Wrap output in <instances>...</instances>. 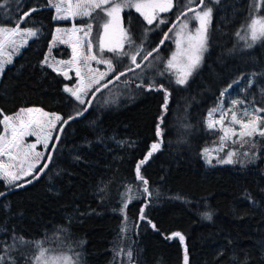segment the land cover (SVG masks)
Here are the masks:
<instances>
[{"label": "trees", "instance_id": "obj_1", "mask_svg": "<svg viewBox=\"0 0 264 264\" xmlns=\"http://www.w3.org/2000/svg\"><path fill=\"white\" fill-rule=\"evenodd\" d=\"M184 2L173 0V7L151 25L132 8L123 9L122 26L133 41L124 45L128 55L99 52L98 35L108 19L103 12L97 10L79 23L93 25V52L112 61V77L139 64L157 47L187 10ZM197 4L195 0L192 7ZM0 5V27H15L30 13L19 27L38 30L0 74V121L27 108L62 117L39 168L11 186L0 179L2 194L34 177L63 120L83 112L104 82L80 104L64 91L74 80L42 64L58 26L48 0H0ZM205 6L212 9L206 49L184 85L176 84L165 61L172 33L192 13L178 22L143 67L101 92L83 119L66 125L47 170L36 182L0 199L4 264H33L36 242L49 253L69 255L75 264H185V250L187 264H264V137L254 135L253 144L245 143L252 146L247 155L233 147L237 153L232 165L208 166L204 158L205 149L220 144L205 119L222 93L243 101L239 105L245 111L264 109V40L252 45L247 28L255 12L264 18V0H205ZM138 50L133 63L131 55ZM52 53L62 60L71 55L66 46ZM156 57L155 71L146 72ZM159 72L163 78L156 77ZM154 143L160 144L159 150L140 168L145 186L137 179L136 167ZM174 233L183 235L184 242Z\"/></svg>", "mask_w": 264, "mask_h": 264}, {"label": "snow or ice", "instance_id": "obj_2", "mask_svg": "<svg viewBox=\"0 0 264 264\" xmlns=\"http://www.w3.org/2000/svg\"><path fill=\"white\" fill-rule=\"evenodd\" d=\"M193 2L194 0H188L189 5ZM47 6L55 9L56 15L53 19L56 20L92 17L93 13L97 10L103 12L104 16L108 19L101 25L103 31L98 36L99 52L103 53L107 50L117 55H128L127 52L123 51L124 45H131L133 41L128 30L121 25V11L124 8H135L144 20L151 25L153 21L157 19V12H166L173 7V0H121L119 3L115 2V0H48ZM198 6L201 8L200 11H196L194 7H188L187 11L194 13V19L199 21V27L196 29L195 33H192L185 32V29L188 28L186 22L181 25L180 31L176 32L175 43L177 51L173 53L171 59L167 61L166 68L170 70V73L172 70H175V82L178 85H184L187 82L188 76L191 75L192 71L199 64L201 53L206 49L207 27L211 20L212 9L205 6V0H198ZM0 7H3V5H0ZM259 7L260 6L257 5L258 10ZM183 15L187 16V12H184ZM22 22L23 18H21L20 22H18L15 27H0V54H2L9 45H13V52H17L18 48L23 46H17L16 41L12 39V37L20 35L24 38V43H26L28 38L37 35L38 30L28 29L22 31L19 27V23ZM160 23H164V21L161 20ZM92 28L93 25L91 23H88L82 28L74 26L71 30L57 28L56 35L53 36V44L59 41L60 43H69L70 47H72V59L69 61H57L56 63L58 65L66 64L75 67L76 75L80 78L77 87L70 88L65 86L64 91L73 96L80 104L85 103L82 96L87 95L92 85L99 84L100 80L107 75V72L99 73L98 75L94 74L95 70L90 67V61L94 60L97 64H105L108 72L115 71L111 60L98 59L97 55L93 54L95 45L91 39ZM247 28L253 43L258 40H264V18L254 17L247 25ZM169 31H172V29H169ZM80 32H83V36H77L75 43L65 41L63 38L65 35L72 36ZM237 35H239V33H237ZM167 38L168 36L165 34V39ZM185 42L187 46L182 47V44ZM85 47L86 53L80 51V49ZM139 51L140 50H138L136 54L131 55L133 63H136V56L139 54ZM150 55L151 52L144 56L143 59L147 60ZM7 63H11V56H8L4 60H0V73L3 72L5 64ZM42 64L51 67L54 72L63 75L65 79L69 78L68 69L53 66L49 63L48 56H45ZM136 66L139 67L140 65L137 64ZM83 69H87L86 74L83 73ZM119 75H124V73H120ZM119 75L116 76V79H119ZM104 86L106 87L107 85ZM140 86L141 85H138V87ZM153 87V85L149 86L150 89ZM158 90H163V88L161 87V89ZM97 91H99V89H97ZM221 95H223V93ZM164 101V107L166 108L168 101L167 91H165ZM240 103H243V101H232L233 108L228 109L227 112H222L219 120L211 121L213 113L219 109H213L209 113L210 123L208 127L212 129L216 125H220V130L224 133V135L220 137L219 150H223L228 139L237 136V130L231 125H240L238 135L241 143L246 142V137H253L256 134L264 137V128L260 127V125L264 123V117L259 116V113L264 112V109L256 108L252 112L245 111L242 118L233 110L235 106ZM229 113H231L232 119L229 125L225 126V118ZM82 114V111L77 112V115ZM74 118L75 117H69V120ZM61 120L62 117L59 115L49 114L39 108L21 109L15 116H4L3 121H0V123L4 125L3 134H0V157L4 158L0 159V179H3L9 185H13L16 181L23 179L25 176L32 175L33 169L35 168L33 159H38L43 154L35 152L36 145L26 144L24 138L26 136L35 135L37 143L43 142L44 146L47 148V141L52 138L51 131L56 128L57 123ZM63 123L67 124L68 120H63ZM156 135L157 137L161 135L159 124L156 127ZM236 142V140H233V143ZM159 147V143H154L151 147V151H149L144 159L137 164V179L142 180L145 186H147L148 182L144 180L140 174L141 165H143L155 151L159 150ZM204 155L206 157V163L211 164V159L207 158L209 155L208 149L204 150ZM235 155L236 153L234 152H228L227 157L219 159L218 163L233 164L236 162L233 159ZM245 155H247V153H245ZM25 165H27V167H25ZM44 167L46 168L47 165H44ZM42 170L43 169H41V171ZM27 183H31V181H27ZM17 186L23 187V185ZM145 191H148L147 187H145ZM125 207H127V205H125ZM143 212L144 210L141 209V219L145 218ZM205 216L210 219V215L207 213ZM173 235L179 237L181 243L184 242V237L180 233H174ZM23 242V238H21V243ZM36 247L38 249V254L34 255L33 264H73L71 257L49 255L48 250L42 247L40 242H36ZM128 256L130 259V252ZM184 261L185 264H187L188 257L186 250ZM0 264H4L3 256H0Z\"/></svg>", "mask_w": 264, "mask_h": 264}, {"label": "rangeland", "instance_id": "obj_3", "mask_svg": "<svg viewBox=\"0 0 264 264\" xmlns=\"http://www.w3.org/2000/svg\"><path fill=\"white\" fill-rule=\"evenodd\" d=\"M209 2H216L217 0H208ZM115 2H117V3H119V2H121V0H115ZM260 2V0H258V3ZM195 3V0H194V2L191 4V5H189V3H188V0H185V2H184V9H188V7H192V5ZM256 3H257V0H256ZM257 5V4H256ZM125 9V8H124ZM133 10H135V8H132ZM136 11V10H135ZM198 11H200V10H198ZM122 12V11H121ZM137 12V11H136ZM168 11H166V12H157V16H159V15H161V14H164V13H167ZM139 14V13H138ZM56 15V11H55V9H54V16ZM120 17H121V13H120ZM254 17H256V18H263V17H260L256 12L253 14V16H252V19L254 18ZM89 17H83V18H81V17H76V18H69V19H67V20H56V22L58 23V26L55 28V30H54V33H53V36L54 35H56V29L57 28H61V29H66V30H71L74 26L75 27H77V28H82V27H85L88 23H79V22H81V21H85V19H88ZM143 18V17H142ZM251 19V20H252ZM65 22H68L69 23V25H63V23H65ZM187 23L188 24V28L187 29H185V32H192V33H195V31H196V29L199 27V21L198 20H196V19H194V13H192L190 16H188V17H186V18H184L182 21H181V23H179L178 24V26L176 27V29H175V31L172 33V36H171V50L169 51V54H168V57H167V60L165 61V66L167 65V61L169 60V59H171V57H172V55H173V53H175L176 51H177V46H176V43H175V41H176V32H178V31H180V28H181V25L182 24H184V23ZM250 23V22H249ZM121 25H122V22H121ZM123 27V26H122ZM22 31H26V30H28V29H22V28H20ZM103 31V29H101V31H100V33ZM99 33V34H100ZM77 36H83V32H80V33H77L76 35H72V36H68V35H65L63 38L65 39V41H69L70 43H75V41H76V38H77ZM99 36V35H98ZM34 37H30V38H28L27 39V42L26 43H24V38L22 37V36H20V35H17V36H14V37H12V39H14L15 41H16V45L17 46H19V45H23V46H20L19 48H18V51L17 52H13V50H12V48H13V45H9L7 48H5V50H4V52L2 53V54H0V60H4V59H6L8 56H11V61L13 60V58L14 57H16L18 54H19V52L23 49V48H25L26 46H27V44L29 43V41L30 40H32ZM250 38V35H249V31H248V39ZM250 41L252 42V40L250 39ZM259 41V40H258ZM258 41H256V42H258ZM255 42V43H256ZM253 43V42H252ZM255 43H253L252 45H254ZM58 46H66V47H69V49H70V52H71V55H70V58H68L67 60H62V59H59V58H57V57H55L54 55H53V53H52V51H53V49L55 48V47H58ZM187 46V44H186V42L184 43V44H182V47H186ZM80 51H82V52H85L86 53V47L85 48H83V49H80ZM107 51V50H106ZM204 52V51H203ZM203 52L201 53V59H200V61H199V64H198V66L192 71V73H191V75L199 68V66H200V63H201V60H202V57H203ZM93 54H95L94 52H93ZM45 56H48V58H49V63H51L53 66H55V67H60V68H64V69H68V79H66V80H71V79H73L74 80V83L73 84H67V85H65V86H67V87H70V88H75V87H77V84H78V80L80 79L79 77H77V75H76V71H75V67H72V66H69V65H58L56 62L57 61H69V60H71L72 59V47H70V44L69 43H60L59 41H56L55 42V44H53V38H52V40H51V42H50V44H49V47H48V50H47V52H46V55ZM45 58V57H44ZM98 58V57H97ZM99 59V58H98ZM158 59H157V57L155 58V59H153V60H151L147 65H146V67H145V71L146 72H149V73H152L153 71H155V69H156V66H157V64H158ZM90 63V67L93 69V70H95L94 71V74H99V73H104V72H107V75H105L104 76V78L102 79V80H100V82H99V84H101L102 82H104L105 80H107L111 75H112V73L114 72H108L107 71V66L105 65V64H103V63H99V64H97L96 63V61H90L89 62ZM10 63H7V64H5V67L7 66V65H9ZM4 67V68H5ZM48 68H50L51 70H52V68L51 67H48ZM167 69V68H166ZM53 71V70H52ZM83 71V73H87V69H83L82 70ZM169 72H170V70H168ZM57 73V72H56ZM166 73V72H165ZM173 75V77L176 79V75H175V70H172V72H171ZM1 74V73H0ZM157 74H159V75H157L156 77H158V78H163V74L161 73V72H159V73H157ZM143 75V74H142ZM190 75V76H191ZM63 76V75H62ZM190 76H188V78H187V81H188V79L190 78ZM63 78L65 79V77L63 76ZM99 84H93L92 85V87H91V89L88 91V93H87V95H83L82 96V98L85 100L87 97H88V95L91 93V91L93 90V89H95ZM65 86H64V88H65ZM67 93V92H66ZM69 94V93H68ZM232 101H234V99H230V98H227V96H226V92H224L223 93V95H222V97H221V99L219 100V102H218V104H217V106L216 107H214L213 109H219V110H217V111H215L214 113H213V115H212V117H211V121H215V120H219V118H220V115H221V113L222 112H227L228 111V109H232L233 108V105H232ZM221 105H222V107H221ZM213 109H211L208 113H207V115H206V119H205V124H206V127H207V129L208 130H210V131H212L213 133H216L217 135H219L220 137L222 136V135H224V133L220 130V125H216L214 128H212V129H210L209 127H208V124L210 123V118H209V113L213 110ZM236 113H237V115L239 116L240 114L243 116L244 115V112H245V107L244 106H242V105H236L235 106V108L233 109ZM252 112V111H251ZM261 114L259 113V116H260ZM13 116H15V115H13ZM231 119H232V116H231V113H229L227 116H226V118H225V126H228L229 125V122L231 121ZM59 124V122L57 123V125ZM57 125H56V127H57ZM232 127H234L236 130H237V136H235V137H231L230 139H228L227 141H226V146L223 148V150H219L220 149V144L219 145H217V146H214V147H211V148H208V150H209V155H208V159H211V164H209V163H206L208 166H228V165H232V164H222V163H218V160L219 159H223V158H226L227 157V154H225V155H222L223 153H224V151L226 150V149H228L229 150V152H234V153H237V147H239V148H241L242 149V151H244L245 153H247L248 152V149L247 148H250V147H252V146H246L245 145V143L248 141V142H250L251 144H253V137H246L245 138V140H246V142H244V143H241L240 142V138H239V135H238V133H239V130H240V125L239 124H235V125H231ZM3 129H4V125H3ZM54 130L55 129H53L52 131H51V137L53 136V134H54ZM1 134H3V131H2V133ZM256 135H258V134H256ZM218 136V137H219ZM52 139V138H51ZM51 139H49L48 141H47V143H48V146H49V143L51 142ZM233 140H236L237 142L236 143H233ZM24 141H25V143L26 144H35L36 145V147H35V152H40V153H42L43 155L41 156V157H39L38 159L37 158H34L33 159V163L35 164V168L33 169V173L32 174H34L35 173V171L39 168V166L41 165V163H42V161H43V159H44V157H45V153H46V151H47V148L44 146V143L43 142H40V143H37V138H36V136L35 135H31V136H26L25 138H24ZM233 147L234 148H236V150H234L233 149ZM204 158H205V162H206V157H205V155H204ZM0 159H4L3 157H0ZM233 159L236 161V158H235V156L233 157ZM234 164V163H233ZM240 165H244V162L243 161H241L240 162ZM25 167H27V165H25ZM31 175H29V176H25L23 179H21V180H18V181H16V183L17 182H20V181H23V180H25L26 178H28V177H30ZM3 180V179H2ZM4 181V180H3ZM4 183H5V185L6 186H11V185H9V184H7L5 181H4ZM48 254L49 255H54V256H68V257H70L69 255H67V254H54V253H49L48 252ZM72 262H73V264H75L74 263V261L72 260Z\"/></svg>", "mask_w": 264, "mask_h": 264}, {"label": "water", "instance_id": "obj_4", "mask_svg": "<svg viewBox=\"0 0 264 264\" xmlns=\"http://www.w3.org/2000/svg\"><path fill=\"white\" fill-rule=\"evenodd\" d=\"M194 8H196V11H198L199 9H201V8L198 6V4L195 5ZM184 12H187V15L193 13V12H188L187 10H185ZM184 12H183V13H184ZM183 13H182V14H181V15H180V16H179V17H178V18H177V19L171 24V26L167 29V31L164 33V35H163V37H162L160 43L157 45V47H155L152 51H150V52H151V55L148 56L147 60L142 59V61L139 63V65H140L139 67H137V66L135 65V66H133L132 68H130V69L126 70V71L121 72V73H124V75H119L120 73L117 74V75H119V79H120L121 77L127 75V74H130V73H132V72H135V71L139 70L141 67L144 66V64H145V63H146V62H147V61H148V60H149L154 54H156V53H157V52H158V51L164 46V43H165V41L167 40V39H165V34H167V36H168V35L171 33V31H169V29H172V30H173L174 26H176V25L178 24V22L184 17ZM29 14H30V13H28V15H29ZM28 15H24L22 18L25 19ZM145 56H146V55H145ZM117 75L112 76V77H109L107 80H105L104 83H103L101 86H99V87L97 88V89H99V91H97V89H95V91L92 93V95L89 97V99H88L87 102H86L85 108H84V110H83V114H82V115H74V116H72V117H75L74 119H70V120H69V118L66 119V120H68V123H67V124H69L70 122L75 121V120L83 119V118L86 116L88 110L90 109V107H91V105H92L94 99H95V98H96L101 92H103L104 90L108 89L109 87H111L114 83H116V82L119 80V79H116V76H117ZM104 85H107V86L105 87ZM85 109H86V111H85ZM67 124L62 123V125L59 127L58 132H57V134H56V137H55V139H54V141H53V143H52V145H51V147H50V149H49V151H48V154H47V156H46V158H45V161H44L43 165L40 167V169L37 171V173L34 175V177L28 180V181H31V183H27V181H26V182H24V183L19 184V185H23V187L15 186V187H13V188H10V189L4 191L2 194H0V199L3 198L4 196H6V195H8V194H10V193H12V192H14V191H16V190L23 189V188H25V187H27V186L33 184L34 182H36V181H37V180H38V179H39V178L45 173V171L47 170V168H48V166H49V164H50V162H51V160H52V157H53L54 151H55V149H56V147H57V144H58V142H59V140H60V138H61V135H62V133H63V130H64V128L66 127ZM57 137H58V139H57ZM49 157H50V159H49ZM44 165H47V167L45 168ZM41 169H43V170L41 171Z\"/></svg>", "mask_w": 264, "mask_h": 264}]
</instances>
